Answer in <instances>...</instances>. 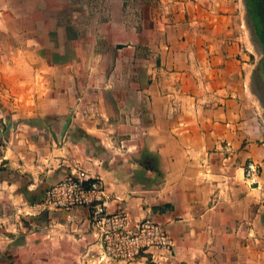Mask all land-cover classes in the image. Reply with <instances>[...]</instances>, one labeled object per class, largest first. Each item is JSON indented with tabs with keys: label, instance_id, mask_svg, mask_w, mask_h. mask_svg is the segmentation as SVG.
<instances>
[{
	"label": "crops",
	"instance_id": "0c3cea01",
	"mask_svg": "<svg viewBox=\"0 0 264 264\" xmlns=\"http://www.w3.org/2000/svg\"><path fill=\"white\" fill-rule=\"evenodd\" d=\"M160 1L0 0V264H95L89 208L42 205L73 169L101 180L108 212L172 237L115 264H264L243 0Z\"/></svg>",
	"mask_w": 264,
	"mask_h": 264
},
{
	"label": "built area",
	"instance_id": "2783aa9c",
	"mask_svg": "<svg viewBox=\"0 0 264 264\" xmlns=\"http://www.w3.org/2000/svg\"><path fill=\"white\" fill-rule=\"evenodd\" d=\"M255 170L254 163L246 161L243 180H251ZM103 198L104 187L99 178L89 176L85 170L73 169L48 186L42 205L54 211L89 208L97 244L92 260L95 264L131 262L150 250L172 251V237L162 223L150 217L134 220L125 210L108 212Z\"/></svg>",
	"mask_w": 264,
	"mask_h": 264
},
{
	"label": "rangeland",
	"instance_id": "374dc122",
	"mask_svg": "<svg viewBox=\"0 0 264 264\" xmlns=\"http://www.w3.org/2000/svg\"><path fill=\"white\" fill-rule=\"evenodd\" d=\"M55 0H53L54 2ZM57 2L59 0H56ZM127 2H135L137 4V9L139 10L140 14L145 15H154L156 10L158 12L159 10V4L161 3L160 0H126ZM157 1L159 3L157 4ZM246 2H250V0H245ZM248 9V12L244 8L243 5V31L245 38L247 40V49L250 50L251 57H250V63L252 65V68L254 69L257 67L259 63L262 62V59L264 58V38L262 33H264V15L259 17V21L262 23L257 22L256 17L253 15L251 16L250 10ZM52 10L58 11L59 7H52ZM246 12V15H245ZM260 13V12H259ZM261 14V13H260ZM262 35V36H259ZM253 69V70H254ZM249 74V72H248ZM246 74V78L244 80L245 87H244V94L245 98L250 102L251 104L255 105V110L258 112L260 119L264 122V93L262 90L258 87V83L255 82L256 80L254 77L249 81V76ZM253 75V73H250Z\"/></svg>",
	"mask_w": 264,
	"mask_h": 264
},
{
	"label": "water",
	"instance_id": "95a60500",
	"mask_svg": "<svg viewBox=\"0 0 264 264\" xmlns=\"http://www.w3.org/2000/svg\"><path fill=\"white\" fill-rule=\"evenodd\" d=\"M243 5H244V8L246 9L247 12H248V9L251 8L249 10L250 14H251V16L254 15L256 17L257 22H259V23L264 22L263 20L261 22L259 21V17L264 15V0H250V2H246L245 0H243ZM245 15H246V12H245ZM262 35L264 38V33H262ZM262 35H259V36H262ZM254 67L252 68V72H251V70H249V74H248L249 81L254 77L256 79L254 81L258 83V87L264 93V58L262 59V62L259 63L255 69H254ZM250 73H253V75H251ZM69 121H70V119L68 118L66 120V123L63 125L62 131H61V136L64 134V131H65ZM10 127H11V123H8L6 125L4 133L0 132V137L4 136V134H6L9 131Z\"/></svg>",
	"mask_w": 264,
	"mask_h": 264
}]
</instances>
